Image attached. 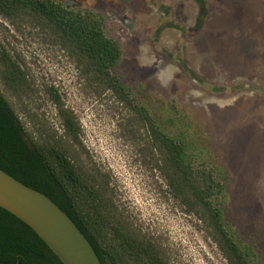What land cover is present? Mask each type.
<instances>
[{"label": "rangeland", "instance_id": "obj_1", "mask_svg": "<svg viewBox=\"0 0 264 264\" xmlns=\"http://www.w3.org/2000/svg\"><path fill=\"white\" fill-rule=\"evenodd\" d=\"M59 1L105 17L106 34L123 50L115 72L153 116L205 132L229 172L228 220L264 260V0H205L204 8L198 0ZM1 43L21 54L38 83L64 94L88 161L110 176L114 200L135 227L173 264H227L168 192L129 107L85 88L65 53L0 19ZM41 107L58 124L51 104Z\"/></svg>", "mask_w": 264, "mask_h": 264}, {"label": "trees", "instance_id": "obj_2", "mask_svg": "<svg viewBox=\"0 0 264 264\" xmlns=\"http://www.w3.org/2000/svg\"><path fill=\"white\" fill-rule=\"evenodd\" d=\"M0 19L65 53L85 88L111 92L134 112L168 192L203 224L227 264H264L256 242L244 240L228 220L229 172L216 148L201 128L153 116L116 74L123 50L106 34L103 15L57 0H0ZM42 100L58 124L42 111ZM81 135L60 89L38 83L21 54L1 43L0 169L66 212L102 264H173L116 204L110 176L88 161ZM0 264L62 263L31 228L0 208Z\"/></svg>", "mask_w": 264, "mask_h": 264}, {"label": "water", "instance_id": "obj_3", "mask_svg": "<svg viewBox=\"0 0 264 264\" xmlns=\"http://www.w3.org/2000/svg\"><path fill=\"white\" fill-rule=\"evenodd\" d=\"M0 208L25 223L62 264H102L75 222L45 194L0 169Z\"/></svg>", "mask_w": 264, "mask_h": 264}, {"label": "flooded vegetation", "instance_id": "obj_4", "mask_svg": "<svg viewBox=\"0 0 264 264\" xmlns=\"http://www.w3.org/2000/svg\"><path fill=\"white\" fill-rule=\"evenodd\" d=\"M57 1H59V0H57ZM145 1H146V0H145ZM147 1H148V0H147ZM149 1H150V3L152 4L151 1H153V0H149ZM198 1L201 2V4H200V5H201V8L206 7V6H205V4H206L205 0H198ZM59 2H60V1H59ZM64 2H65V1H64ZM64 2H62V3H64ZM64 4H65V3H64ZM71 6L74 7V8H78L77 5H75V4H74V5H71ZM155 6L157 7V4L153 2L152 7L154 8ZM158 7H159V4H158ZM78 9H79V8H78ZM162 9H164V8H162ZM167 24L170 25V22H167Z\"/></svg>", "mask_w": 264, "mask_h": 264}, {"label": "crops", "instance_id": "obj_5", "mask_svg": "<svg viewBox=\"0 0 264 264\" xmlns=\"http://www.w3.org/2000/svg\"><path fill=\"white\" fill-rule=\"evenodd\" d=\"M207 21H210V19H209V20H207ZM207 21H206V22H207ZM206 22H205V24H206ZM207 38L211 39L209 36H207V35H206V36H205V38H204V40H205V39H207ZM204 40H203V41H204ZM211 40L213 41V44H215V45H216V41H215V40H213V39H211ZM203 44H204V42H202V45H203ZM213 44H212V45H213ZM212 45H211V46H212ZM221 46H222V45H221ZM206 47H208V46H206Z\"/></svg>", "mask_w": 264, "mask_h": 264}]
</instances>
